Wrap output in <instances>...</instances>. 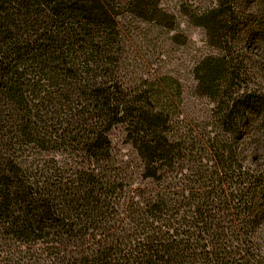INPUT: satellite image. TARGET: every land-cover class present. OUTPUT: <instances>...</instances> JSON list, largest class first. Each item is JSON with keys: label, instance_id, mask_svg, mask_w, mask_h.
Masks as SVG:
<instances>
[{"label": "trees", "instance_id": "trees-1", "mask_svg": "<svg viewBox=\"0 0 264 264\" xmlns=\"http://www.w3.org/2000/svg\"><path fill=\"white\" fill-rule=\"evenodd\" d=\"M161 1L0 0V264H264V0H180L199 120L125 67Z\"/></svg>", "mask_w": 264, "mask_h": 264}, {"label": "rangeland", "instance_id": "rangeland-1", "mask_svg": "<svg viewBox=\"0 0 264 264\" xmlns=\"http://www.w3.org/2000/svg\"><path fill=\"white\" fill-rule=\"evenodd\" d=\"M160 4L170 14L166 18V22L171 23L170 28L130 15L125 17L124 24L129 31L124 52L125 67L134 78L163 74L176 78L183 92L182 112L188 119L198 117L199 120L208 112L210 102L196 95L193 68L197 61L214 50L206 44L202 28L183 13L180 0H162ZM189 123L194 124V121ZM111 138L115 153H129L121 141L120 127L112 129Z\"/></svg>", "mask_w": 264, "mask_h": 264}]
</instances>
